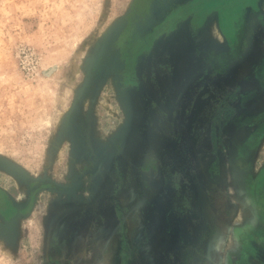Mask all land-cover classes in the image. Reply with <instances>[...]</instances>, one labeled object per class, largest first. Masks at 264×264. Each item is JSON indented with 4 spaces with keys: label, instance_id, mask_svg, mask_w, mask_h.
Wrapping results in <instances>:
<instances>
[{
    "label": "rangeland",
    "instance_id": "obj_1",
    "mask_svg": "<svg viewBox=\"0 0 264 264\" xmlns=\"http://www.w3.org/2000/svg\"><path fill=\"white\" fill-rule=\"evenodd\" d=\"M133 2L0 0V264H264V0Z\"/></svg>",
    "mask_w": 264,
    "mask_h": 264
},
{
    "label": "flooded vegetation",
    "instance_id": "obj_2",
    "mask_svg": "<svg viewBox=\"0 0 264 264\" xmlns=\"http://www.w3.org/2000/svg\"><path fill=\"white\" fill-rule=\"evenodd\" d=\"M152 1L153 0H134L130 14L128 15V23L130 24L133 20H135L133 23H135L137 32L139 34L138 37H133L135 39L131 38L129 44L131 43V46L135 44L136 48H141L140 51H142L143 47L150 40L158 38L159 35L163 34V32L159 33L161 28H164L166 26L168 28L167 32H169L170 30H172L169 28L172 27L174 21L179 19V17L181 16H188V14L195 11H198V18L201 19V17L209 15V13L214 9H218L222 32L225 36H227L228 33L231 32L232 27L229 20H232V23L238 21L240 18V11L250 6V4L254 3L256 0H187L188 3H186L187 1L184 3L186 4V7H184V12L179 11L178 14L170 13L167 15V18L164 19L165 14L168 13L167 11L171 9V6L168 4L164 5L163 12L161 11V15L157 19L150 20L146 17L148 16V8ZM223 6L226 8L221 13V8ZM193 17L195 16L193 15ZM159 22L164 23V25L160 27ZM133 50H135V48ZM36 185H40L42 189L48 187L40 183H32L30 188L31 197L33 196V187ZM3 208H10V206L6 195H4L2 191H0V212L5 213V210H3ZM12 212L13 214H15L14 210H12Z\"/></svg>",
    "mask_w": 264,
    "mask_h": 264
},
{
    "label": "bare ground",
    "instance_id": "obj_3",
    "mask_svg": "<svg viewBox=\"0 0 264 264\" xmlns=\"http://www.w3.org/2000/svg\"><path fill=\"white\" fill-rule=\"evenodd\" d=\"M23 197H25V195H21V197H19V200L21 201L22 199H24Z\"/></svg>",
    "mask_w": 264,
    "mask_h": 264
}]
</instances>
